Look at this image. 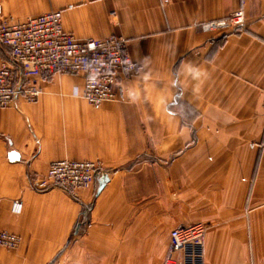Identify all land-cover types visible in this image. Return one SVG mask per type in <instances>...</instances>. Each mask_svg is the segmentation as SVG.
<instances>
[{"label":"crops","instance_id":"0c3cea01","mask_svg":"<svg viewBox=\"0 0 264 264\" xmlns=\"http://www.w3.org/2000/svg\"><path fill=\"white\" fill-rule=\"evenodd\" d=\"M0 4V20L61 10L77 37L123 35L137 63L99 109L67 72L0 107V228L21 239L0 264H164L171 229L196 221L205 264H264V0ZM241 7L244 28L201 29ZM59 159L95 161L109 181L38 189Z\"/></svg>","mask_w":264,"mask_h":264},{"label":"built area","instance_id":"2783aa9c","mask_svg":"<svg viewBox=\"0 0 264 264\" xmlns=\"http://www.w3.org/2000/svg\"><path fill=\"white\" fill-rule=\"evenodd\" d=\"M0 4V14L2 15ZM206 32H227L244 28L245 12L238 8L228 16L201 23ZM0 107L16 104L20 97L36 102L45 74L79 73L85 77L83 97L99 109L117 98L119 79L135 72L137 63L129 51L128 39L111 34L103 38H80L63 26L61 10L45 12L20 21L0 20ZM76 95H79L76 91ZM38 143L39 140L36 139ZM97 162L59 159L50 163L46 175L35 180L43 189L57 184L71 191L90 186L100 172ZM23 201L12 203L21 213ZM207 226L202 221L180 224L170 231V247L164 264H205ZM20 236L0 228V246L16 249Z\"/></svg>","mask_w":264,"mask_h":264},{"label":"water","instance_id":"95a60500","mask_svg":"<svg viewBox=\"0 0 264 264\" xmlns=\"http://www.w3.org/2000/svg\"><path fill=\"white\" fill-rule=\"evenodd\" d=\"M18 156L19 155H18L17 152H15V151L11 152V158L12 159H16V158H18ZM97 180H98V183H99L98 189H97V193L99 194L102 191V189L105 187L107 182L109 181V176H108L107 173H102V174L97 176Z\"/></svg>","mask_w":264,"mask_h":264},{"label":"clouds","instance_id":"9594fccd","mask_svg":"<svg viewBox=\"0 0 264 264\" xmlns=\"http://www.w3.org/2000/svg\"><path fill=\"white\" fill-rule=\"evenodd\" d=\"M196 76H199V73H196Z\"/></svg>","mask_w":264,"mask_h":264}]
</instances>
